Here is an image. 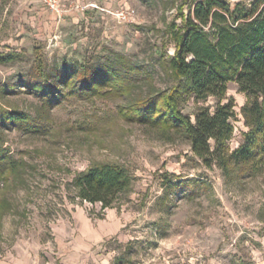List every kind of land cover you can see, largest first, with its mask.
Returning <instances> with one entry per match:
<instances>
[{
    "label": "rangeland",
    "instance_id": "obj_1",
    "mask_svg": "<svg viewBox=\"0 0 264 264\" xmlns=\"http://www.w3.org/2000/svg\"><path fill=\"white\" fill-rule=\"evenodd\" d=\"M63 1L67 10L58 16L36 0H0V107L37 125L0 126V153L18 166L0 180V264H264V169L249 172L235 161L224 168L217 159L208 165L185 133L124 114L136 99L176 84L170 26L181 24L179 7L187 12L194 0ZM122 10L128 20L118 19ZM87 66L115 67L131 91L76 93ZM67 75L73 82H63ZM230 97L231 152L250 127L242 113L248 97L236 81L223 101ZM217 100L188 93L180 107L195 122L198 109ZM96 161L121 163L133 175V188L113 207L82 200L72 184ZM79 205L97 229L111 209L122 225L88 238L82 250L72 236L57 242L59 223L77 227Z\"/></svg>",
    "mask_w": 264,
    "mask_h": 264
},
{
    "label": "trees",
    "instance_id": "obj_2",
    "mask_svg": "<svg viewBox=\"0 0 264 264\" xmlns=\"http://www.w3.org/2000/svg\"><path fill=\"white\" fill-rule=\"evenodd\" d=\"M179 13L181 24L170 26L175 51L169 70L176 84L136 99L126 106L124 114L132 120L185 133L193 151L208 165L217 159L224 168L235 161L249 172L264 169V0H194L187 12L181 5ZM121 73L115 67H84L77 74L81 79L75 92L94 94L103 86H110L116 93L129 92L132 83ZM69 80L73 82L70 75L63 78L65 83ZM230 81H236L239 90L247 94L242 113L250 127L244 142L231 152L227 143L234 130L235 99L223 101ZM36 86L44 89L47 85ZM188 93L198 101L209 96L218 100L213 108L201 106L193 122L180 107V96ZM7 123L37 128L27 113L0 107V126ZM5 162V155L0 153V180L18 172L16 164ZM72 184L82 200L101 202L102 208L113 207L120 195L133 188V175L121 163L96 161L77 173Z\"/></svg>",
    "mask_w": 264,
    "mask_h": 264
},
{
    "label": "crops",
    "instance_id": "obj_3",
    "mask_svg": "<svg viewBox=\"0 0 264 264\" xmlns=\"http://www.w3.org/2000/svg\"><path fill=\"white\" fill-rule=\"evenodd\" d=\"M36 1H38V3L40 2L39 0ZM41 9L49 13L51 12L49 9L45 8L42 5V3H41ZM74 216L77 222L76 223L77 227L74 229V232L69 229L67 224L61 222L55 227V235L57 242L60 243L61 241H63L64 243L65 238L72 236L73 240L77 242L76 247H78L79 250H82V247L84 248L87 247L89 243L88 238H90L91 240H98L101 237L103 238L104 234L106 233L109 234L110 232H113V230L120 228L122 225L121 219L117 218L113 209H111L108 213V219H107V223L104 226V229L103 228L97 229L91 226L88 218H86L84 215L83 208L80 205L78 206L77 210L74 212ZM61 245L62 244H60V247ZM74 252H75L74 254L76 255L78 251H74ZM66 257L67 260L71 261V259H73V254L68 255Z\"/></svg>",
    "mask_w": 264,
    "mask_h": 264
},
{
    "label": "built area",
    "instance_id": "obj_4",
    "mask_svg": "<svg viewBox=\"0 0 264 264\" xmlns=\"http://www.w3.org/2000/svg\"><path fill=\"white\" fill-rule=\"evenodd\" d=\"M39 1L42 3V5L45 8L49 9L52 13L58 16H63L64 12L67 10L65 7L66 3L63 0H39ZM130 14H131L130 12L124 10L118 11L116 13L118 19H120L121 21L128 20L130 18Z\"/></svg>",
    "mask_w": 264,
    "mask_h": 264
}]
</instances>
